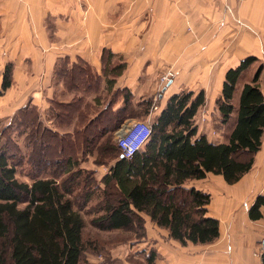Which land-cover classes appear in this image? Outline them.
I'll return each instance as SVG.
<instances>
[{"label": "trees", "instance_id": "trees-1", "mask_svg": "<svg viewBox=\"0 0 264 264\" xmlns=\"http://www.w3.org/2000/svg\"><path fill=\"white\" fill-rule=\"evenodd\" d=\"M112 60L110 54L109 63L104 61L108 63L105 73L112 66L109 89L115 84L113 78L126 69L125 63L118 65ZM253 60L243 61L227 73L222 97L217 101L220 126L233 122L237 85ZM68 64L62 59L56 66V73L67 86L99 92L101 78L84 60L72 67ZM13 72L14 65L7 64L0 77V98L13 86ZM261 72L262 68L242 90L227 142H211L200 131L198 116L206 102L205 93L182 91L174 94L152 119L149 140L131 159L121 157L113 133L128 118L149 117L157 109L159 98L134 104L129 91L116 90L99 96L86 112L77 115L74 112L79 111L83 99L74 100L72 104L77 108L71 112L65 108L71 104L64 105L54 98L49 105L56 124L68 125L77 116L76 128L69 135L47 128L37 107L19 109L7 128L27 126L35 139L41 140L38 151L46 165L37 168L32 162L37 176L33 174L30 184L20 181L17 172L24 156L11 151L13 140L0 148V264H86L89 254L105 255L107 260L102 264H112L101 233L130 232L143 238V216L167 230L170 238L184 247L215 242L220 236V222L208 216L211 195L190 184L213 174L235 185L253 170L264 136V95L258 85ZM120 95L125 98L124 105L115 111ZM29 112L32 120L26 119ZM21 116L25 119H19ZM2 121L0 118V125ZM50 140L57 145L53 147L54 158L45 153ZM90 158L95 167H107L108 173L99 177L97 168H81ZM94 199L96 205L87 211ZM261 207L264 196L252 207V220L263 218ZM86 214L94 216L91 223L98 231L89 239L85 235Z\"/></svg>", "mask_w": 264, "mask_h": 264}, {"label": "crops", "instance_id": "crops-1", "mask_svg": "<svg viewBox=\"0 0 264 264\" xmlns=\"http://www.w3.org/2000/svg\"><path fill=\"white\" fill-rule=\"evenodd\" d=\"M127 5H131L129 10ZM48 19L54 23L52 29L47 26ZM106 53L113 55V60L123 57L128 64L127 70L113 78L112 89L107 87L110 75L104 71ZM0 58L15 64L14 84L0 98L2 120L30 103L37 107L47 128L69 135L76 128L77 116L68 125L56 124L49 105L54 98L71 104L65 107L71 112L77 108L74 100L83 99L79 111L74 112L77 115L86 112L99 96L124 89L131 93L134 104L159 98L158 116L174 94L204 92L200 131L211 142L225 143L235 124L242 90L260 68L258 85L264 95V0H0ZM251 58L254 60L237 85L234 120L227 126L219 124L216 131L207 121L212 116L220 118L217 101L227 73ZM62 59L68 60L69 67L84 60L101 78L99 92L67 86L56 73ZM163 68H173L176 79L160 89L157 75ZM124 100L120 95L113 109L120 110ZM44 113L50 115L49 122L43 119ZM134 121L125 120L113 133L114 140ZM89 164L97 168L92 158L81 168L88 170L83 166ZM97 171L102 177L108 168ZM190 185L211 195L208 216L219 220V238L207 245L184 247L143 216L151 244L147 263L264 264V207L260 208L262 219L250 218L256 200L264 196V136L253 170L239 183L229 185L222 176L210 174Z\"/></svg>", "mask_w": 264, "mask_h": 264}, {"label": "rangeland", "instance_id": "rangeland-1", "mask_svg": "<svg viewBox=\"0 0 264 264\" xmlns=\"http://www.w3.org/2000/svg\"><path fill=\"white\" fill-rule=\"evenodd\" d=\"M129 8H131V5H127L126 10H129ZM47 26L49 27V29H52L54 27V23L51 19L47 20ZM107 55V56H106ZM109 57L110 54L106 53L105 54V60L108 62L109 61ZM104 60V61H105ZM7 60H5L4 58H0V75H2V73L5 70V67L7 64L12 63V62H8L6 64ZM104 62V66L106 69V67L108 66V63ZM112 63H117L118 65H121L122 63L126 65V70H127V62L123 57H120L118 59H114L112 60ZM14 65V72H15V64L12 63ZM112 67V66H111ZM108 68V72L109 69ZM14 72H13V77H14ZM107 72V73H108ZM110 73V72H109ZM173 75V80L176 79V73L174 71L173 68H163L159 70V73L157 75V79L158 82L160 84L159 88L161 89L163 86H166V81L165 78L166 76L169 75ZM107 76V75H106ZM108 77V76H107ZM14 79V78H13ZM146 81V79H145ZM14 84V82H13ZM150 84V83H148ZM145 85L142 84L143 87L145 85V89L147 90L149 88V85ZM168 85V84H167ZM160 91V90H159ZM22 103H18L19 106H21ZM30 105V103H28ZM27 104V105H28ZM22 109V108H21ZM205 112V109H201L198 119L199 122H202V114ZM13 116H10L9 118H5L2 121V124L0 125V148L1 147H6V144L9 142V140H13L14 146H11V151L13 153L17 154H21L22 156H24L23 160H21L20 162V166L18 168V172H17V178L20 181L26 182V183H32V176L33 174L36 175L37 171L32 170L33 169V165L34 167L37 166V168H45V164H43V156L40 155L39 151H38V145L40 146L41 144V140L39 139H35V135L32 134L33 132L30 133V130L26 127H22V124H18L17 126H12L7 128L10 124L12 123V118ZM43 119L46 122H49V120L51 119L49 114L44 113L43 114ZM155 117V112L154 114L151 113L149 117H143V118H139L136 119V121L132 122V123H137V122H150L152 123V119H154ZM25 119L24 117H19V119ZM33 119V115L32 112L28 113V116L26 117V119ZM18 119V118H16ZM29 119V120H30ZM209 124H211V126H213V128L217 131V129L220 128L219 124H220V120L216 117V116H212L211 117V121H207ZM30 123V121H29ZM130 123V124H132ZM207 123V124H208ZM27 123H24V125H26ZM202 124V123H201ZM204 124V123H203ZM129 125V124H128ZM7 141V142H6ZM115 141V140H114ZM54 142L52 140H50L49 142H47V145L50 144V146H48V148L46 149L45 153L46 156L49 158H54L55 153H54V149L53 147H57V145L53 144ZM115 143L118 145L117 143V139L115 141ZM18 157V156H17ZM22 158V157H21ZM18 159V158H17ZM33 162V165H31V163ZM82 167V166H81ZM83 167H87L90 170L95 169L92 168V165H84ZM37 176V175H36ZM96 201L97 199H94L93 202L91 204L88 205V209L93 208L96 205ZM86 212V211H85ZM94 216L93 215H87L85 216V220H86V238L89 239V237H93L94 234H96V232H98L95 227L93 226V224L91 223V220ZM101 241L106 245V247L108 248L109 252H110V258L109 261L112 264H148L147 263V254L149 252L150 246L151 244L149 243V238H148V233L146 231V235L143 238H139L138 236H136L135 234H132L130 232H108V233H101ZM90 256L87 257L88 261L86 262V264H102L103 262H105L107 259L104 258V256H94L89 254ZM139 255H142V258H138ZM114 261V263H113Z\"/></svg>", "mask_w": 264, "mask_h": 264}, {"label": "built area", "instance_id": "built-area-1", "mask_svg": "<svg viewBox=\"0 0 264 264\" xmlns=\"http://www.w3.org/2000/svg\"><path fill=\"white\" fill-rule=\"evenodd\" d=\"M242 3L247 0H236ZM166 85L173 81V75L166 76ZM152 134V123L137 122L126 125L120 131L117 137L118 147L121 152V157L131 159L133 156L143 148ZM127 145V147H125Z\"/></svg>", "mask_w": 264, "mask_h": 264}, {"label": "clouds", "instance_id": "clouds-1", "mask_svg": "<svg viewBox=\"0 0 264 264\" xmlns=\"http://www.w3.org/2000/svg\"><path fill=\"white\" fill-rule=\"evenodd\" d=\"M125 147H127V145H125Z\"/></svg>", "mask_w": 264, "mask_h": 264}]
</instances>
